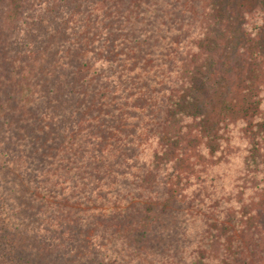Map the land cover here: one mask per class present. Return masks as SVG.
Wrapping results in <instances>:
<instances>
[{
    "label": "trees",
    "instance_id": "obj_1",
    "mask_svg": "<svg viewBox=\"0 0 264 264\" xmlns=\"http://www.w3.org/2000/svg\"><path fill=\"white\" fill-rule=\"evenodd\" d=\"M153 1L0 0V45L6 35L5 43L19 42V37H25L27 42L21 43L23 48L30 42L33 45L45 39L50 43V54L56 55L59 51V57L63 54L64 59H73L75 74L79 82L81 79L77 85L79 97L71 107L75 113L71 117V109L62 110V127L54 130L59 136L61 160L73 159L74 169L61 170V174L47 173L44 183L38 182L39 186L34 189L46 196L52 188L55 194L50 200L46 196L37 202H101L103 207L93 210L99 215L92 218H102V221L101 211L120 220L133 210L128 208L131 203L141 208V202L154 203L156 207L167 203L171 211L181 209L187 216L190 224L186 230L195 231L199 236L197 246L203 245L206 249L204 241L220 245L229 239L222 234L229 226L221 210L208 212L207 201L212 195L208 191L214 179L203 172L202 165L188 161L191 149L185 141H176L188 134L191 136L187 119H208L215 132H222L223 126L251 121L252 112L263 103L264 90L258 80H264V74L255 73L254 79L238 76L234 83L238 91L232 97L216 91L211 99L205 87L208 85L206 56L202 60L204 71L196 72V64L191 62L195 65L192 75L180 76L181 71H185L180 51L185 50L187 42H181L177 35L182 37L188 32L184 28L189 27L190 37L195 41L193 45L204 53L210 41L206 39L212 31L197 34L199 26L217 22L222 12L216 8L214 0H173L182 10L180 16H189V24L183 21L184 24L169 26L160 20L150 33L140 30L137 33L138 24L144 26L155 14L157 7L152 5ZM164 1L162 4H167ZM263 2L257 0L258 9L263 7ZM168 5L171 6L169 2ZM243 13V10L238 11V16L243 18ZM46 21L52 24L42 25ZM3 51L0 50L1 61L6 60L7 50ZM221 56L216 53L212 58L214 66L220 65ZM0 63L4 70L6 66ZM63 64L61 68L68 73L71 64ZM91 66L97 68L96 72L88 70ZM198 94L200 96L195 97ZM72 172L76 174L71 175ZM1 175L0 172V178ZM37 178L41 181L39 174L33 175L34 180ZM79 190L88 193L82 200L74 195ZM204 196L205 202H198ZM12 203L0 193V264H58L51 260L52 255H29V241L24 234L27 229L20 226L17 217L22 212ZM228 213L232 214L226 212L225 215ZM172 222L175 224L171 217L168 227ZM53 224L63 229L56 221L49 226ZM76 225L80 228V224ZM95 227L100 231L93 233L91 240L85 234L80 236L85 253L73 264H129L130 259H124L127 255L123 250H110L106 244H101L104 235L109 233L108 223L83 227V232L88 234V229ZM43 231L47 235L52 233ZM252 235H255L254 230ZM198 256V253L193 257L184 255L179 261L192 263ZM171 259L164 264H170Z\"/></svg>",
    "mask_w": 264,
    "mask_h": 264
},
{
    "label": "rangeland",
    "instance_id": "obj_2",
    "mask_svg": "<svg viewBox=\"0 0 264 264\" xmlns=\"http://www.w3.org/2000/svg\"><path fill=\"white\" fill-rule=\"evenodd\" d=\"M228 1L214 0L216 8L222 12L221 18L213 24L206 22L203 27L199 26L197 34L212 31H209L210 37L206 39L210 41L206 43L204 53L193 45L189 27L184 28L188 32L182 37L177 35L181 42H187L185 50L180 51L181 59L185 60V71H181L180 76H191L195 66L193 63L196 64L195 71L201 72L204 68L203 56H206L205 79L208 85L205 87L206 92L212 95L211 99L216 91L217 94L232 97L238 91L234 84L238 76H252L254 79L255 73L264 74V2L261 3L263 7L258 9L257 0ZM164 2L167 4H162V0L152 2L157 7L156 12L144 26L138 24L135 28L137 33L139 30L150 33L160 20L169 26L188 22L189 16H180L182 10L175 1ZM241 10L244 11L243 18L238 16ZM44 24L48 26L52 23L46 21ZM6 36L0 45V50H7L6 60L1 61L0 55V62L6 66L4 70L0 68V165L3 166L0 167V193L3 192L14 207L21 209L22 213L17 217L20 226L27 229L24 234L29 241V255H52L51 260L58 264H73L85 253L80 236L85 234L91 240L92 234L100 231L97 232V227L90 228L86 234L83 227L89 228L103 222L108 223L109 233L104 235V243L101 244H106L110 250H123L127 255L124 259H130L129 264H164L168 258H172L170 264H181V257H193L195 253L199 256L192 259V263L184 264H264V92L263 103L254 109L251 121L223 126L222 132H215L208 119H187L191 136L188 134L176 141H185L191 149L188 161L202 165L203 172H208L214 179L210 181L212 189L208 191L212 193L207 201L208 212L221 210L223 220L229 226L222 231L224 237L229 239L220 245L204 241L206 249L203 245L199 248L197 233L186 230L190 220L181 213V209L171 211L168 208L171 205L167 203L156 207L154 203L141 202L142 208L131 203L128 208L133 210L120 220L111 215L108 217L101 211L102 221V218H92L99 215L93 210L102 208L101 202H37L41 197L46 199V196L50 200L55 194L52 188H49L46 196L34 189L39 186L38 182L44 183L47 173L61 174V170L74 169L73 159L61 160L57 145L59 136L54 130L62 127V110L71 109V117L75 113L71 107L79 97L77 85L81 79L79 82L75 74L73 59H64L63 54L59 57V51L56 55L50 54V43L45 39L33 45L30 42L28 47L23 48L21 43L26 44L25 37H19V42L5 43ZM216 53L219 56L223 54L219 66L212 64ZM88 59L89 56L85 57L86 61ZM66 62L74 65L67 68L68 73L61 68ZM92 62L93 59L91 65ZM88 70L96 72L97 68L91 66ZM214 79L216 83L212 81ZM261 81L258 80V84L264 90V80ZM176 132L174 129V135ZM37 174L41 176V181L33 179V175ZM87 194L79 190L74 195L82 200V196ZM198 202H205V196ZM139 211L141 213L138 215L136 212ZM226 212L232 214L225 215ZM171 217L175 224L172 222L173 225L168 227ZM55 221L63 229H58L54 224L49 226ZM76 224H80V228ZM43 230L52 233L47 235ZM253 230L255 235H252Z\"/></svg>",
    "mask_w": 264,
    "mask_h": 264
}]
</instances>
